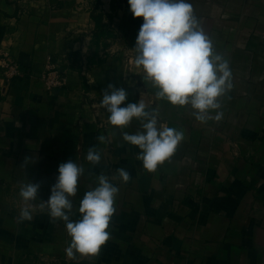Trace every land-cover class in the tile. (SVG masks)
Wrapping results in <instances>:
<instances>
[{
  "label": "crops",
  "instance_id": "0c3cea01",
  "mask_svg": "<svg viewBox=\"0 0 264 264\" xmlns=\"http://www.w3.org/2000/svg\"><path fill=\"white\" fill-rule=\"evenodd\" d=\"M188 2L232 71L219 122L201 123L190 106L157 99L134 63L143 18L128 0H0V52L20 67L9 83L0 73V264H264V0ZM48 58L63 62L65 86L46 89ZM109 84L127 92L121 107L143 101L157 110L158 127L183 131L155 172L100 106ZM142 130L135 118L124 129ZM93 146L101 153L95 166L86 160ZM69 160L85 170L70 197L71 220L81 218L98 175L119 188L112 238L98 256L67 257L65 223L41 207ZM29 182L40 188L26 203L19 192ZM24 207L33 219L19 222Z\"/></svg>",
  "mask_w": 264,
  "mask_h": 264
},
{
  "label": "clouds",
  "instance_id": "9594fccd",
  "mask_svg": "<svg viewBox=\"0 0 264 264\" xmlns=\"http://www.w3.org/2000/svg\"><path fill=\"white\" fill-rule=\"evenodd\" d=\"M128 3L134 18H143L133 49L136 53L134 63L142 68L143 80L156 89L157 99L173 106H190L193 116L201 123L222 120L220 98L233 87L232 71L229 61L215 51L192 4L188 0H128ZM126 99L124 88L109 84L103 91L100 106L110 114V124L121 130L123 141L140 149L137 159L142 161L143 167L148 172H155L174 155L184 133L165 125L158 127L157 110H146L143 101L121 107ZM134 118L140 121L143 130L129 134L124 129ZM97 140L104 143L106 138L99 135ZM86 160L93 166L99 164L101 153L95 146L88 149ZM28 163L26 157L21 167ZM84 171L71 160L61 163L51 194L41 204V207L47 205L53 221L65 223L71 238L65 253L72 259L77 254L98 256L102 246L112 238L108 228L116 212L115 200L119 193V188L108 176L98 175L97 186L87 191L80 202L81 218L71 220L73 204L70 197L76 195L78 179ZM117 174L124 183L131 179L124 168L117 169ZM39 188L38 183L29 182L21 186L19 195L26 203L35 201ZM32 219L28 207L20 210L19 222Z\"/></svg>",
  "mask_w": 264,
  "mask_h": 264
},
{
  "label": "built area",
  "instance_id": "2783aa9c",
  "mask_svg": "<svg viewBox=\"0 0 264 264\" xmlns=\"http://www.w3.org/2000/svg\"><path fill=\"white\" fill-rule=\"evenodd\" d=\"M66 68L62 61H53L48 58L45 70L41 75L46 89L51 90L66 85ZM0 73L6 83L20 74V67L17 62L10 60L9 54L0 52Z\"/></svg>",
  "mask_w": 264,
  "mask_h": 264
}]
</instances>
